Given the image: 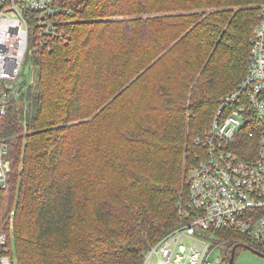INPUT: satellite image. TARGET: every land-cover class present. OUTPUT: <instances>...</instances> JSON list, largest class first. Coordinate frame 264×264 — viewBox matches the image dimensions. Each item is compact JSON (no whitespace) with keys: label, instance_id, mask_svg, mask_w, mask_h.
Returning <instances> with one entry per match:
<instances>
[{"label":"trees","instance_id":"obj_1","mask_svg":"<svg viewBox=\"0 0 264 264\" xmlns=\"http://www.w3.org/2000/svg\"><path fill=\"white\" fill-rule=\"evenodd\" d=\"M64 2L68 37L31 54L0 115V228L13 210L17 264H141L187 222L193 138L247 70L261 0Z\"/></svg>","mask_w":264,"mask_h":264},{"label":"built area","instance_id":"obj_2","mask_svg":"<svg viewBox=\"0 0 264 264\" xmlns=\"http://www.w3.org/2000/svg\"><path fill=\"white\" fill-rule=\"evenodd\" d=\"M72 14L64 0H0V115L26 57L50 41L65 40L61 16ZM245 132L250 142L241 157L233 145ZM193 142L201 152L190 168L187 204L179 206L187 222L152 243L141 264H227L222 247L230 242L264 253V0L246 72L220 98L210 126ZM10 170L8 143L0 140L1 188ZM11 235L0 228V264H17Z\"/></svg>","mask_w":264,"mask_h":264},{"label":"rangeland","instance_id":"obj_3","mask_svg":"<svg viewBox=\"0 0 264 264\" xmlns=\"http://www.w3.org/2000/svg\"><path fill=\"white\" fill-rule=\"evenodd\" d=\"M34 81H35V66L33 65L30 57L28 56V57H26V59L24 60V62L21 65L20 76L16 80H13V82L11 81L12 82V87H13L12 88L13 89V95H17L18 94V91H19V85L18 84L24 83V85L27 86L28 84H31ZM190 168H191V165H190L189 170H188L187 181L189 179ZM13 213H14V211L12 210L11 213H10V219L11 220H9V223L6 224L3 227L4 230H6L8 232L10 230V232L12 234L14 233L13 232V230H14L13 222H12ZM181 216L183 218H185L184 215H181ZM11 225H12V228H11ZM8 228H9V230H8ZM224 234H225L226 237H228V236H229V238L232 237L231 233H229V235L226 234V233H224ZM13 237L14 236L11 235L12 246L14 245ZM231 243H233V242H230V244ZM227 244L228 243H225V245H223L222 250L224 249V247L228 246ZM14 256H15V253H14ZM15 258H16V256H15ZM233 264H264V257L255 254L253 251H251L249 249H246L244 247H239L236 250V254H235V257H234V260H233Z\"/></svg>","mask_w":264,"mask_h":264},{"label":"water","instance_id":"obj_4","mask_svg":"<svg viewBox=\"0 0 264 264\" xmlns=\"http://www.w3.org/2000/svg\"><path fill=\"white\" fill-rule=\"evenodd\" d=\"M238 247H244L246 249H249L251 251H253L255 254L259 255V256H262L264 257V253L260 252V251H257V250H254V249H251L247 246H243L241 244H234L232 247H231V251H230V255L228 257V261H227V264H233V260H234V257H235V251Z\"/></svg>","mask_w":264,"mask_h":264}]
</instances>
